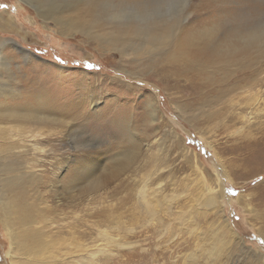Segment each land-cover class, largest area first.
Wrapping results in <instances>:
<instances>
[{
    "label": "rangeland",
    "instance_id": "1",
    "mask_svg": "<svg viewBox=\"0 0 264 264\" xmlns=\"http://www.w3.org/2000/svg\"><path fill=\"white\" fill-rule=\"evenodd\" d=\"M80 1L67 0L61 7L64 12L61 16L72 19L86 15L79 7ZM100 2L97 13L87 16L89 21L93 17L92 20H98V32L102 28L110 31L117 25L112 15L125 12L133 16V12L142 11L132 0ZM150 2L146 9L155 12L159 4L161 15L165 14L163 8L180 5L183 29L195 45L202 40L198 31L209 29L214 30V37L222 44L238 48L241 47L239 32L250 34L264 27V0ZM0 20L13 21L19 31L17 34L0 30V55L3 51L14 84L27 90L36 85L34 79L46 81L53 95L64 100L60 106H68V121L90 135V142H87L91 148L104 149L112 141H121V136L114 138V133L120 132L118 126L123 121L129 123V132L137 145L144 148L140 159L146 169L137 174V185L147 186V201L156 214L152 216L140 206L133 178L121 170L120 178L110 181L107 189L101 192L99 202H92L87 208V244L91 250L101 244L95 264H255L234 243H227L225 254L217 260L210 256V249L214 243L211 234L221 228L222 214L229 218L248 246L264 251V239L257 231L264 225L255 219V213H264L260 200L264 195V185L260 186L264 172L256 174L254 171L258 165L263 166L264 155L258 148L242 149L247 134L255 139L261 137L259 127L264 123V111L256 112L255 107L252 110L244 104L264 80V60L259 66L237 70L238 75L234 73L227 80L217 75L219 81L214 86L201 82L203 89L198 92L186 89L196 72L164 78L159 74L163 63L158 57L151 59L147 53L143 55L132 50L124 53L123 50L105 49L88 34L65 33L64 23L57 21V17L44 19L25 0H0ZM20 51L30 54L28 62ZM222 84L232 86L233 93L225 96ZM148 96H154L159 105L158 121L153 125L149 124L151 119L144 106ZM260 103L263 110L264 101ZM124 111L127 114H121ZM244 115L245 119L238 118ZM178 138L193 160L201 164L210 191L203 190V180L187 165L189 157L186 158L184 148L178 147ZM147 147L149 152H146ZM219 155L225 167L230 164L233 167L234 163L242 166L233 181L232 178L225 180L223 198L214 184L217 177H223ZM147 171L149 175L142 181ZM154 189L156 192L152 191ZM214 193L219 198L217 208L205 202V198ZM97 225L103 235L101 238L96 231ZM5 234L0 222V264H10L5 254L11 246ZM224 238L225 242L230 241L229 237Z\"/></svg>",
    "mask_w": 264,
    "mask_h": 264
},
{
    "label": "bare ground",
    "instance_id": "2",
    "mask_svg": "<svg viewBox=\"0 0 264 264\" xmlns=\"http://www.w3.org/2000/svg\"><path fill=\"white\" fill-rule=\"evenodd\" d=\"M25 1L36 8L44 19L49 16L57 17V21L64 23L62 30L65 33L88 34L98 40L105 49L120 52L123 50L124 53L126 50H132L138 54L147 53L151 59L158 57L163 63L159 74L164 78L196 72L194 80L188 81L186 86L188 90L199 92L203 89L201 82H205V86H214L219 81L217 75L227 80L232 74L238 75L237 70L259 66V62L264 60V27H259L250 34L246 31L239 32L241 47L238 48H229L230 45L222 44L218 37H214L216 35L214 30L209 29L198 31L202 40L195 45L191 43L186 30L183 29L184 20H181L183 8H179L180 5L173 4L170 8H163L165 14L161 15L159 4L154 8L155 12L152 10L150 13L151 9L146 8L151 0H132L134 6L141 7L142 11L133 12V16L125 15V12L112 15L111 18L117 25L112 26L113 29L110 31L102 28L98 32L100 27L98 20H92L93 17L89 21L88 14L97 13L99 2L105 0H79V7L83 8H81L83 14L86 15H82V18L80 15L74 16L72 19L61 16L64 13L61 7L67 4V0ZM0 30L19 32L13 21L0 22ZM2 52L0 55V222L11 246L5 256L9 258L10 264H95L96 255L101 251V244L96 245L93 250L87 244L89 236L87 208L92 202H99L101 198L98 197H101V192L107 189L110 181L120 178L121 170L128 172L133 178L132 182L136 187L134 191H138L140 206L148 214L152 216L156 214L147 201V186L137 185L139 184L137 174L146 169L140 159L144 148L141 149L137 145L126 121L118 126L120 132L114 133V138L121 136V141H112L104 149L91 148L87 142L91 138L90 135L86 131H79L82 127L79 129L77 124L68 121V106H60L64 100L53 95L46 81L41 80L42 78L34 79L36 85L30 86L27 90L13 83L14 80L10 78L6 58ZM20 53L28 62L30 54L26 51ZM247 55L253 58H248ZM151 59L147 61L158 65V62ZM35 72L33 76L36 77ZM263 86L264 80L248 97V101L244 102L245 107L252 110L255 107L256 112L259 113L264 111V108L261 110L259 107L261 100L264 101ZM231 89L232 86L222 84L221 91L225 96L233 93ZM144 106L151 119L149 124L157 123L159 105L156 98L146 97ZM121 114L125 115L127 111ZM238 118L245 119L246 115ZM259 129L261 137L255 139L247 134L242 149L258 148L264 155V123ZM171 135L173 134L169 136L175 138ZM178 147L184 148L186 158L189 157L187 165L196 177L200 176L201 181L203 180V190L210 191L204 180L201 164L198 165V161L193 160L188 149L180 144L179 138ZM209 147L213 149L210 144ZM147 148L146 152H149L150 148ZM220 160L223 164V175H221L224 178L217 177V183L214 184L216 191L223 198L225 180L232 178L233 181L234 177L239 176L238 170L242 166L234 163L233 167L230 164L228 168L224 166L221 156ZM104 161H108L105 166L102 165ZM151 165L152 163L147 168ZM232 171L235 174H231ZM254 171L256 174L264 172V164L255 167ZM148 175L147 171L141 180L145 181ZM219 180L220 184H218ZM263 185L264 180L260 185L261 188ZM156 195L154 193V196ZM261 197V205H264V195ZM218 200L216 193L205 198L208 205L211 204L216 208L219 204ZM255 217L264 225V213L258 215L255 213ZM220 219L221 228L211 234V239L217 244L212 243L210 256L215 260L222 257L225 254V245L230 242L234 243L237 249L245 251L244 253L249 255L255 264H264L263 249L248 246L246 240L233 228L228 217L221 214ZM251 223L256 227L254 222ZM96 231L101 238L103 235L98 225ZM257 231L264 239V226L258 227ZM224 237H229L230 241L225 242ZM107 238L111 237L107 236Z\"/></svg>",
    "mask_w": 264,
    "mask_h": 264
}]
</instances>
